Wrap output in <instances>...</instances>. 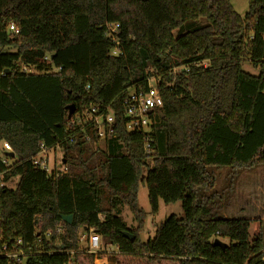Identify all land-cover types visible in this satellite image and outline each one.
Returning a JSON list of instances; mask_svg holds the SVG:
<instances>
[{
	"label": "trees",
	"instance_id": "trees-1",
	"mask_svg": "<svg viewBox=\"0 0 264 264\" xmlns=\"http://www.w3.org/2000/svg\"><path fill=\"white\" fill-rule=\"evenodd\" d=\"M151 76L162 107L146 152L121 107ZM91 106L112 112L111 136L71 124ZM2 141L14 157L9 167L0 160L1 178L17 181L0 189V245L20 239L25 264H264L262 220L219 216L233 182L218 192L209 170L229 168L234 179L264 165V0H248L243 17L229 0H0ZM41 144L62 151L64 169L33 167ZM139 183L152 212L159 200L183 210L146 242ZM119 204L137 228L125 226ZM90 228L117 252L79 251L78 231Z\"/></svg>",
	"mask_w": 264,
	"mask_h": 264
},
{
	"label": "rangeland",
	"instance_id": "rangeland-1",
	"mask_svg": "<svg viewBox=\"0 0 264 264\" xmlns=\"http://www.w3.org/2000/svg\"><path fill=\"white\" fill-rule=\"evenodd\" d=\"M233 9L241 17L245 15L248 9V0H229ZM242 69L251 74L257 75L258 70L254 68L247 61H243ZM62 151L58 147H54L48 152V165L52 167L55 164L57 169L62 167L61 164ZM149 167L152 166L151 161L148 162ZM213 170L217 175V183L215 186L216 191H225L228 188L230 182H233L230 186L232 187V192L225 201V205L219 212V216H237L243 215L250 219H261L263 208H264V165L243 168L238 174H235L234 179L229 175L231 170L229 168L215 169ZM146 169L143 172L145 174ZM17 178L13 181L8 182L9 188H14ZM210 192H207V194ZM137 204L140 209L144 212L143 225L138 230V238L141 242H146L154 236L156 227L163 222L166 218L171 215H175L180 218L183 216V210L180 201L173 203H164L162 200L158 202V208L156 212H152L147 199V189L144 183L138 184L137 189ZM119 210V217L128 229L137 228V221L133 218L132 214L125 205L119 204L117 206ZM262 220V219H261ZM262 223V225H261ZM259 224L258 221H252L249 233L250 238L253 237L256 229L261 225L264 230V221L262 220ZM82 232L81 230L78 231ZM101 243L105 247L107 253L116 252L115 246L111 243H104L101 238ZM226 244L227 240L221 241ZM263 259H264V249H263ZM96 264H103V259L96 260Z\"/></svg>",
	"mask_w": 264,
	"mask_h": 264
},
{
	"label": "built area",
	"instance_id": "built-area-1",
	"mask_svg": "<svg viewBox=\"0 0 264 264\" xmlns=\"http://www.w3.org/2000/svg\"><path fill=\"white\" fill-rule=\"evenodd\" d=\"M9 27L11 30H14L12 25ZM24 70L31 71V69L28 68ZM156 83L157 78L151 76L148 78L145 86L137 85L129 88L121 107L122 118H124L125 121V129L128 132L142 134L143 149L146 152L151 151V127L155 123L158 110L162 107V99ZM112 121L113 115L108 108L102 111L96 106H91L87 112L78 114L76 118L71 121V124H92L96 130L97 137L103 139L112 135ZM49 150L51 149H47L41 144L39 152L32 158V165L34 168H39L49 175H53L56 174L58 170L64 169V167L62 166L57 169L53 166L55 164H52V167L48 165ZM12 153L11 145L6 141H2L0 143V160L6 167H9L13 161L14 155L12 157L10 156ZM8 182L9 181L2 180L0 175V189L8 187ZM100 239V235L95 232L93 228H90L88 232L78 233V240L81 245L79 251L94 254L106 252ZM20 244V239H16L12 245L7 242L0 245V257L6 258V264H25L26 255L24 250L20 248Z\"/></svg>",
	"mask_w": 264,
	"mask_h": 264
},
{
	"label": "water",
	"instance_id": "water-1",
	"mask_svg": "<svg viewBox=\"0 0 264 264\" xmlns=\"http://www.w3.org/2000/svg\"><path fill=\"white\" fill-rule=\"evenodd\" d=\"M66 110H67V118H70L74 113H75V106L74 104H69L66 106ZM14 154H10V156L12 157ZM71 215H68V216H62V219L66 222V223H70L71 222ZM122 234L124 237L130 239L131 241L134 240V235L127 231V230H124L122 231ZM214 244L216 245H224L219 239H215L214 240ZM63 248V247H62Z\"/></svg>",
	"mask_w": 264,
	"mask_h": 264
},
{
	"label": "crops",
	"instance_id": "crops-1",
	"mask_svg": "<svg viewBox=\"0 0 264 264\" xmlns=\"http://www.w3.org/2000/svg\"><path fill=\"white\" fill-rule=\"evenodd\" d=\"M263 210H264V208H263ZM225 217H227V216H225ZM229 217H246V216H243V215H237V216H229ZM261 219L264 221V214L262 213V217H261Z\"/></svg>",
	"mask_w": 264,
	"mask_h": 264
}]
</instances>
